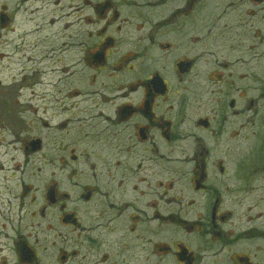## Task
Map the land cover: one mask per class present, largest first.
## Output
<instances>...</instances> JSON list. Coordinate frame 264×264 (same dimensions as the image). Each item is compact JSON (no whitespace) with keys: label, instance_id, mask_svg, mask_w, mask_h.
Returning <instances> with one entry per match:
<instances>
[{"label":"flooded vegetation","instance_id":"af4514ba","mask_svg":"<svg viewBox=\"0 0 264 264\" xmlns=\"http://www.w3.org/2000/svg\"><path fill=\"white\" fill-rule=\"evenodd\" d=\"M66 17L46 139L24 146L45 189L0 191V264H264V0H77Z\"/></svg>","mask_w":264,"mask_h":264},{"label":"rangeland","instance_id":"374dc122","mask_svg":"<svg viewBox=\"0 0 264 264\" xmlns=\"http://www.w3.org/2000/svg\"><path fill=\"white\" fill-rule=\"evenodd\" d=\"M75 4L77 0H0V15L5 12L7 17L4 22L0 21V111L10 110L14 118L17 107L13 106V101L16 94L21 95V113H17L19 126H12L13 121L5 117L8 114H0V169L5 173L0 174V191H6L16 182L21 190L24 185L41 191L45 189V153L31 156L24 146L32 139H46L43 97L47 93V73L53 64L51 50L59 47L62 35L69 31L68 25H71L70 32L77 30L73 20L67 22L66 17ZM196 25L199 32H207L213 26L216 33L222 31L221 23L198 22ZM190 26L185 24L182 36L189 33ZM247 28L248 25L243 26L238 32L247 37ZM29 58L32 60L28 62ZM253 138L245 135V151ZM17 166H20V172L15 171ZM39 194L33 189L29 197L36 200ZM2 197L5 198L4 194H0Z\"/></svg>","mask_w":264,"mask_h":264}]
</instances>
